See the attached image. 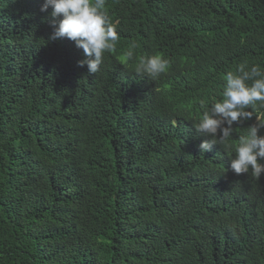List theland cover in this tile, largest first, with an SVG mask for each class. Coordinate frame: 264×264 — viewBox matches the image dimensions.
I'll list each match as a JSON object with an SVG mask.
<instances>
[{"label":"trees","instance_id":"obj_1","mask_svg":"<svg viewBox=\"0 0 264 264\" xmlns=\"http://www.w3.org/2000/svg\"><path fill=\"white\" fill-rule=\"evenodd\" d=\"M12 10L0 0V264H264V176L224 191L234 153H202L194 129L228 71H264V0H107L120 40L95 75L43 30L14 34ZM151 54L170 60L155 81L134 71ZM234 197L236 216L204 209Z\"/></svg>","mask_w":264,"mask_h":264},{"label":"clouds","instance_id":"obj_2","mask_svg":"<svg viewBox=\"0 0 264 264\" xmlns=\"http://www.w3.org/2000/svg\"><path fill=\"white\" fill-rule=\"evenodd\" d=\"M10 1L14 34L35 28L43 30L52 45L71 47L73 52L84 53L85 59L79 61L78 66L86 65L89 75L100 72L105 53L116 51L120 40L119 22H113L105 11L107 0H31L36 4L37 14L19 0ZM65 40H69L70 45L62 44ZM136 48L135 43L130 45L124 53L126 61H135ZM169 67V59L162 54H151L140 56L134 71L155 81L167 73ZM224 80L222 99L210 105L205 99L200 100L202 112L194 129L198 135L208 138L199 145L202 153L211 150L213 145L234 153L225 171L228 181L222 184L224 191L233 193L244 188L239 179L253 177L259 180L261 175L264 176V71L258 64L249 66L243 62L234 72L228 71ZM253 110L259 111L254 115ZM253 116L256 123L242 129L238 143L233 144V125L243 124ZM241 208L236 197L204 207L212 214L235 216Z\"/></svg>","mask_w":264,"mask_h":264}]
</instances>
